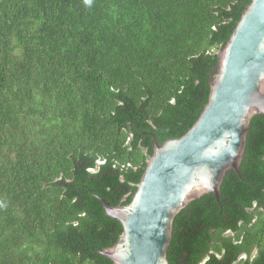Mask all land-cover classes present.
Here are the masks:
<instances>
[{
  "label": "trees",
  "instance_id": "16d2710c",
  "mask_svg": "<svg viewBox=\"0 0 264 264\" xmlns=\"http://www.w3.org/2000/svg\"><path fill=\"white\" fill-rule=\"evenodd\" d=\"M249 3L114 0L103 52L68 0H0L25 52L14 67L0 60V264H113L100 253L122 228L99 199L128 204L152 134L162 144L197 120L217 53ZM24 104L13 171L5 149ZM4 190L17 207L2 206ZM166 260L264 264V116L251 119L238 174L226 172L218 200L205 194L176 214Z\"/></svg>",
  "mask_w": 264,
  "mask_h": 264
},
{
  "label": "water",
  "instance_id": "95a60500",
  "mask_svg": "<svg viewBox=\"0 0 264 264\" xmlns=\"http://www.w3.org/2000/svg\"><path fill=\"white\" fill-rule=\"evenodd\" d=\"M264 116V0H250L217 53L216 75L197 120L152 154L128 204L105 214L119 222L116 243L100 254L113 264H168L172 222L192 200H218L226 172L238 174L251 119Z\"/></svg>",
  "mask_w": 264,
  "mask_h": 264
},
{
  "label": "rangeland",
  "instance_id": "374dc122",
  "mask_svg": "<svg viewBox=\"0 0 264 264\" xmlns=\"http://www.w3.org/2000/svg\"><path fill=\"white\" fill-rule=\"evenodd\" d=\"M71 4H73V5H76V7L79 9V10H81L82 12H84V14H85V21H87L89 18H88V16H90L91 14H92V12H93V9H92V5H91V2L89 1V0H68ZM90 21H92L91 19H89V22ZM93 29L94 28H92V30L91 29H89V28H87V31H86V34L89 36V37H92V40H93V37H95L96 35H94V34H92V31H93ZM14 36V34H13V32H12V30H11V23L9 22V20H7L4 16H1L0 17V60L3 62V63H5V64H7V65H11V67H14V65H16V63L18 62V64L20 63V61H18L19 60V57H18V55L20 54V50H17V51H15L16 50V48H18L14 43H12V42H10V40H12L11 39V37H13ZM96 38H101V36H96ZM95 38V39H96ZM101 40H102V42L105 40V39H102L101 38ZM96 42H97V45H96V49L98 50V49H102V51L103 52H106V47H104V48H102L103 46H100L101 45V43H99L98 41H97V39H96ZM110 42H111V39H109L108 40V44L110 45ZM6 44L8 45L7 46V48H8V50H9V53L12 51V52H14V55L16 56V58H13V56L11 57V58H8L7 57V55L5 54V52L7 51L6 50ZM108 45V46H109ZM101 51V50H100ZM16 61H15V60ZM24 75V74H23ZM19 79H21V78H19ZM24 79L25 80H27L25 77H24ZM26 84H27V81H24ZM27 86H30V85H27ZM30 89H31V87L27 90L28 91V94L27 95H30L31 94V92L33 91V92H35V89H31L32 91H30ZM33 96L35 95V94H32ZM28 99H29V97H28ZM25 105L26 104H24L23 106H22V109L23 108H25ZM26 110H27V105H26ZM21 114V115H20ZM26 114V112L24 111V109L23 110H21L20 112H19V115H20V117L18 118V120L20 119V123H22V125L25 123V122H22V119H23V116ZM26 124V123H25ZM24 124V125H25ZM22 125H19V128H20V126H22ZM26 126V125H25ZM24 126V127H25ZM15 131H17L18 132V129L16 130L15 129ZM21 132L20 133H17V135L16 136H14V134H13V136H14V139H17V141H18V139H20V136H21V134H22V131H23V129L22 130H20ZM12 136V137H13ZM12 137H10V140H12ZM10 143V142H9ZM13 144H8L7 145V147H6V151H7V155H8V157H7V159H6V161L8 162V161H11V163H12V160H13V158H14V154H15V152H16V144L18 143V142H12ZM16 160H14V162H15ZM98 163H100V162H98ZM13 178V177H12ZM14 178H17V177H15L14 176ZM9 179V175L6 173V176H5V180H8ZM10 181V180H9ZM15 181H16V179H15ZM10 185V184H9ZM12 185V184H11ZM11 185H10V187H11ZM2 193H4V195H3V202H2V206H7L8 204H10L11 206H13V208H15V207H17L18 205H19V202L18 201H15L14 199H13V197H12V195L10 194V191L8 190H4ZM230 233H225L224 235L225 236H227V235H229Z\"/></svg>",
  "mask_w": 264,
  "mask_h": 264
},
{
  "label": "clouds",
  "instance_id": "9594fccd",
  "mask_svg": "<svg viewBox=\"0 0 264 264\" xmlns=\"http://www.w3.org/2000/svg\"><path fill=\"white\" fill-rule=\"evenodd\" d=\"M89 1L91 2L93 12L90 16H88V18L92 20L89 22V19H88V24L97 30L96 36H101V38L105 39L104 41L107 43H108L109 39H111V42H112L114 40V38H113L114 36L112 34H114L113 31L115 29V18H114L115 17L114 16L115 15V4H114V0H89ZM12 27L14 28V31L16 29H18L16 22H14L12 24ZM96 36H95V38H96ZM11 39L12 40H10V42L14 43L18 47V48H16L15 51L20 50V54L18 55V57L20 59H22V57H24V54H25L24 49L17 44L18 41H17V37L15 35L13 37H11ZM30 96L31 95H28V97H30ZM26 115L27 114H25L23 116L22 122L26 123ZM21 125H22V123H21ZM22 129L23 128L21 127L20 130H22ZM20 130L18 129L17 133H20L21 132ZM17 133L14 134V136H16ZM14 136L12 137L11 144H13L12 142H18L17 139H14ZM18 148L19 147L17 146L16 152L14 154V158L12 160V163L10 161L11 169H13V167H14V160H17V155L19 154ZM13 171H14V169H13Z\"/></svg>",
  "mask_w": 264,
  "mask_h": 264
},
{
  "label": "bare ground",
  "instance_id": "6f19581e",
  "mask_svg": "<svg viewBox=\"0 0 264 264\" xmlns=\"http://www.w3.org/2000/svg\"><path fill=\"white\" fill-rule=\"evenodd\" d=\"M99 43L102 42L101 38H96Z\"/></svg>",
  "mask_w": 264,
  "mask_h": 264
},
{
  "label": "flooded vegetation",
  "instance_id": "af4514ba",
  "mask_svg": "<svg viewBox=\"0 0 264 264\" xmlns=\"http://www.w3.org/2000/svg\"><path fill=\"white\" fill-rule=\"evenodd\" d=\"M242 257V256H241Z\"/></svg>",
  "mask_w": 264,
  "mask_h": 264
}]
</instances>
